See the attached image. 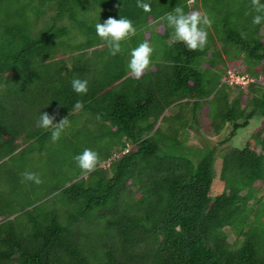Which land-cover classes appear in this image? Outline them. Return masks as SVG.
Segmentation results:
<instances>
[{"label": "trees", "instance_id": "1", "mask_svg": "<svg viewBox=\"0 0 264 264\" xmlns=\"http://www.w3.org/2000/svg\"><path fill=\"white\" fill-rule=\"evenodd\" d=\"M144 2L151 12L137 0H0V264H264V23H252L251 0L243 10ZM176 6L212 19L203 51L172 40L163 17ZM94 10L100 23L124 17L137 29L116 56ZM144 41L154 53L137 80L128 62ZM228 67L253 79L248 93L223 79ZM73 79L88 81L87 94ZM42 112L68 118L54 146L97 152L94 172L67 186L20 180L19 158L52 139L36 126ZM254 114L263 126L228 144ZM203 125L226 134L197 149ZM87 139L98 146L82 147ZM37 187L48 200L37 202Z\"/></svg>", "mask_w": 264, "mask_h": 264}, {"label": "clouds", "instance_id": "2", "mask_svg": "<svg viewBox=\"0 0 264 264\" xmlns=\"http://www.w3.org/2000/svg\"><path fill=\"white\" fill-rule=\"evenodd\" d=\"M251 5L253 10L257 13L253 17L252 23L254 25L264 23V3H261V0H251ZM137 7L143 9L144 12L152 11L151 5L144 2V0H137ZM163 19L167 22V26L173 30L172 40L174 42H182L192 51H203L207 46V29H209L213 23L207 13H201L199 11L185 13L182 7L176 6L172 12L166 13ZM156 23L160 25V21H156ZM95 30L97 36L107 45L111 56H116L121 53L122 42L130 40L137 34V29L134 27L132 21L124 17H121L120 19L109 17L103 23H96ZM216 41L217 44H221V46H218L219 48L225 45L222 41ZM153 53L154 48L148 41L140 43L137 47L131 50L128 70L134 79L139 80L145 72L150 69ZM234 69L235 68L229 67L226 71L227 76L223 79L226 80L232 88L245 91L244 88H248V85L253 82V79L247 74H243L240 70H237L236 72L233 71L234 74L231 75L229 70ZM72 89L79 95H85L88 92V81L73 79ZM231 94L236 96V91ZM82 108V101H77L74 105V110L79 111ZM248 111L249 108L247 109V112ZM254 117L260 118L258 114H254L251 115L248 121ZM99 118L100 117L97 116V119ZM260 120H262V118H260ZM68 125V118H63L59 123H56L55 117L49 115L47 112H42L36 124L38 128L51 130V137L54 142L60 139ZM74 159L85 175L94 172L100 161L98 153L91 149H84V151L75 156ZM104 163H107V161ZM22 177L23 181L32 182L36 185L43 183L37 173L25 172L22 174Z\"/></svg>", "mask_w": 264, "mask_h": 264}, {"label": "rangeland", "instance_id": "3", "mask_svg": "<svg viewBox=\"0 0 264 264\" xmlns=\"http://www.w3.org/2000/svg\"><path fill=\"white\" fill-rule=\"evenodd\" d=\"M221 5L223 3L225 4V7H227V10L231 9H236V8H241L240 10H243L246 8L245 4L243 3V0H215ZM224 6V5H223ZM92 16H90V19L95 18V21L101 22L100 13L94 10L91 12ZM73 34L67 35L68 37ZM66 36V37H67ZM67 37V39H68ZM217 46H221L220 43L217 44ZM229 69V67L226 69V71ZM237 70H240L239 68H235L234 70H229V73L231 75L234 74ZM234 71V72H233ZM245 74V73H243ZM245 89V93H248L247 88ZM81 129L82 131H92L94 129V125L92 122H88L87 124L86 121L81 119L80 121ZM211 125L208 126H197L195 133L197 134V137L200 139L195 140L194 146L198 148H202L205 144H210V142H213L217 139H221L225 134L226 130L221 131L218 135H214L212 133V129L210 128ZM258 126L261 127L263 126L262 120L260 118L254 117L249 120V123L242 128H239L234 136L231 137V139L228 141V144L234 145V146H241L245 140L248 138V136L255 132L258 129ZM229 129V127H227ZM66 130V129H65ZM75 131V130H73ZM73 131H68L70 135H74L75 137L73 138L74 142H76L78 135L77 133H73ZM66 132V134H68ZM190 132V131H189ZM79 136L82 137V135ZM83 138V137H82ZM209 139H213V141H208ZM99 142V139H98ZM38 147L32 146V152L27 149V158L28 160H24V158L21 160L19 158L18 163L22 162V169L19 170L18 176L21 178L20 180H23L22 174L25 172H33L37 173L40 178L42 179L43 183L40 185H68L73 181L78 180L81 178V172L82 170L78 167V165L74 164L76 161L74 160L73 153L66 149V144L61 143V148L56 149L55 148V142L48 137L45 141H38ZM95 141H90L87 139L86 141H82V147H86L89 145H95L98 146V144H94ZM46 148V149H45ZM114 150V149H113ZM23 156V155H22ZM104 162L102 161L99 166H104ZM83 177H85V174H82ZM23 182V181H22ZM26 182V181H25ZM94 182V180H93ZM36 185V184H34ZM58 192V191H57ZM56 192V193H57ZM55 194V193H53ZM52 194H50L51 196ZM35 197L37 198V202H39L41 199L42 201L48 200L49 196L45 197V187H37L35 191ZM59 194H57L54 198L55 200H58ZM57 198V199H56ZM60 204V202H59ZM1 221V217H0ZM229 242L233 241V237L229 236L228 238Z\"/></svg>", "mask_w": 264, "mask_h": 264}]
</instances>
